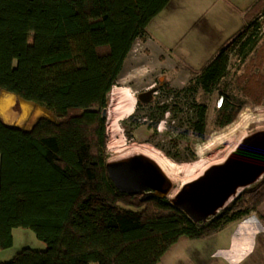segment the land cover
Listing matches in <instances>:
<instances>
[{"label": "trees", "instance_id": "16d2710c", "mask_svg": "<svg viewBox=\"0 0 264 264\" xmlns=\"http://www.w3.org/2000/svg\"><path fill=\"white\" fill-rule=\"evenodd\" d=\"M170 1L0 0V91L54 119L40 118L30 131L0 119V250L13 245L15 229L46 245L1 264H159L180 238L214 237L264 204L263 180L195 224L171 200L122 194L107 176L102 111L134 42ZM252 21L193 73L205 93L220 90V129L241 108L220 88L227 49L238 57L252 49L260 28ZM192 127L203 139L201 108Z\"/></svg>", "mask_w": 264, "mask_h": 264}, {"label": "rangeland", "instance_id": "374dc122", "mask_svg": "<svg viewBox=\"0 0 264 264\" xmlns=\"http://www.w3.org/2000/svg\"><path fill=\"white\" fill-rule=\"evenodd\" d=\"M251 20L260 27L252 49L240 57L231 46L227 49L229 73L220 88L241 108L235 121L220 129V90L205 93L194 85L193 73ZM113 88L116 95L126 93L134 100V112L130 120L123 118L108 95L106 110L114 113L111 121L106 116L107 162L143 155L158 166L163 163L175 176L166 198L172 200L184 184L223 163L245 137L264 131V0H171L134 42ZM148 91L154 92L152 99L139 101L138 95ZM0 96V117L7 124L23 129L40 118L54 120L35 104ZM200 108L206 117L203 139L192 127ZM263 180L240 189L239 195ZM13 237V245L0 250V262H10L24 249L46 250L30 230L16 229ZM163 264H264V204L215 237L180 238Z\"/></svg>", "mask_w": 264, "mask_h": 264}, {"label": "water", "instance_id": "95a60500", "mask_svg": "<svg viewBox=\"0 0 264 264\" xmlns=\"http://www.w3.org/2000/svg\"><path fill=\"white\" fill-rule=\"evenodd\" d=\"M153 91L138 95L149 101ZM145 98V99H144ZM107 110L102 111L106 119ZM107 176L116 190L125 195H146L165 199L173 191V183L151 159L136 155L106 164ZM264 177V131L245 137L221 164L206 169L201 176L184 184L171 204L195 224H206L225 205L237 198L240 189L256 184Z\"/></svg>", "mask_w": 264, "mask_h": 264}, {"label": "bare ground", "instance_id": "6f19581e", "mask_svg": "<svg viewBox=\"0 0 264 264\" xmlns=\"http://www.w3.org/2000/svg\"><path fill=\"white\" fill-rule=\"evenodd\" d=\"M109 97H110V101H114L115 104L118 106V108H121V112L120 114L122 115L123 118H127L129 116H131L134 112V100L131 99L129 97L128 94L124 93L122 95H116L114 92V88H112V90L109 93ZM3 103V102H2ZM4 104V103H3ZM2 110H6L4 107H2ZM114 111H111L110 109H108V115H107V119L111 121V117L113 116ZM4 120L7 121L6 118H4ZM164 164L162 163V165L160 164L159 166L162 168L163 172L172 180L175 178L174 175H172V172L165 169Z\"/></svg>", "mask_w": 264, "mask_h": 264}, {"label": "crops", "instance_id": "0c3cea01", "mask_svg": "<svg viewBox=\"0 0 264 264\" xmlns=\"http://www.w3.org/2000/svg\"><path fill=\"white\" fill-rule=\"evenodd\" d=\"M149 26V25H148ZM0 93H3V94H8V95H12V94H10V93H7V92H5V91H1ZM2 95V94H1ZM12 96H14V95H12ZM1 97V96H0ZM16 97V96H15ZM17 99H19L20 101H23L22 99H20V98H18V97H16ZM25 103H30V102H25ZM31 104H33V103H31ZM34 105V104H33ZM39 107V106H38ZM43 109V108H42ZM45 110V109H44ZM46 111V110H45ZM47 113H49L48 111H47ZM50 114V113H49ZM0 119H1V121L5 124V125H7V126H9V127H13V128H17V129H20V128H18V127H16V126H14V125H10V124H7L6 122H4V120H2V118L0 117ZM34 126V125H33ZM32 126V127H33ZM32 127H27V128H23V129H20V130H23V131H30L31 129H32ZM227 228V227H226ZM226 228H224L223 230H222V232H224L225 230H226ZM16 230V229H15ZM15 230H13V232H12V236H13V234H14V232H15ZM218 234H220V233H218ZM217 234V235H218ZM216 235V236H217ZM215 237V236H214ZM212 238V237H211ZM13 239H14V237H13ZM207 239H209V238H206V239H202V240H207ZM179 241V240H178ZM222 247V246H221ZM220 247V248H221ZM173 248V246L170 248V250ZM169 250V251H170ZM169 251L164 255V257L162 258V260H161V262L159 263V264H163V261L165 260V257L167 256V254L169 253ZM1 263H4V262H0V264Z\"/></svg>", "mask_w": 264, "mask_h": 264}, {"label": "flooded vegetation", "instance_id": "af4514ba", "mask_svg": "<svg viewBox=\"0 0 264 264\" xmlns=\"http://www.w3.org/2000/svg\"><path fill=\"white\" fill-rule=\"evenodd\" d=\"M154 92H152L151 96L148 97L149 100L152 99V95H153ZM145 99V98H144Z\"/></svg>", "mask_w": 264, "mask_h": 264}, {"label": "built area", "instance_id": "2783aa9c", "mask_svg": "<svg viewBox=\"0 0 264 264\" xmlns=\"http://www.w3.org/2000/svg\"><path fill=\"white\" fill-rule=\"evenodd\" d=\"M219 106H220V103H219V105H218V108H219Z\"/></svg>", "mask_w": 264, "mask_h": 264}]
</instances>
